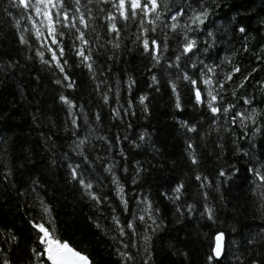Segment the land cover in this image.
I'll list each match as a JSON object with an SVG mask.
<instances>
[{
  "label": "trees",
  "instance_id": "1",
  "mask_svg": "<svg viewBox=\"0 0 264 264\" xmlns=\"http://www.w3.org/2000/svg\"><path fill=\"white\" fill-rule=\"evenodd\" d=\"M54 2L55 37L0 0V264H49L38 224L90 264H264V0Z\"/></svg>",
  "mask_w": 264,
  "mask_h": 264
},
{
  "label": "snow or ice",
  "instance_id": "2",
  "mask_svg": "<svg viewBox=\"0 0 264 264\" xmlns=\"http://www.w3.org/2000/svg\"><path fill=\"white\" fill-rule=\"evenodd\" d=\"M78 2H79V0H77V3ZM125 2H126V0H120V4H119L120 9L125 8ZM60 3L62 5V0H60ZM41 5H43L44 7L42 8ZM48 5H51L52 7L57 6L56 2H54V0H35V4L32 3V0H18V4H17V6H23V8H25V9L32 8L35 11V13L37 14V16L43 15L48 21L47 27L49 29V35H52L53 37H55V23H58L59 20L57 19L56 21H53L52 14L47 10ZM130 5H131L133 16L136 15V9H140L142 12L147 14L149 11L154 12L156 10L157 0H145L143 5L141 3V0H130ZM149 5H151V8H149ZM121 15L124 16L125 19L128 18L125 11H122ZM58 16H59V13L57 14V17ZM172 19L175 20L176 17L173 16ZM64 20L65 21L68 20L67 13H64ZM195 20H200V17L197 16L195 18ZM80 22L85 23L83 16L80 17ZM200 22L202 23L203 21L200 20ZM72 26L75 27V24L73 23ZM173 27H175V25H173ZM113 29H115V25H113ZM241 31H243V29H241ZM39 34H40V30L37 29V35L39 36ZM81 39H83L82 36H81ZM52 42L57 43L55 38H53ZM153 44H155V41H153ZM193 46H194V42H189L185 46V51H191ZM144 47H145V50H147L149 47L147 40L144 41ZM61 54H62V50H61ZM80 54L83 55V52H81ZM53 59H56L55 53L53 54ZM89 67H91V66L89 65ZM61 71H63V69H61ZM209 71H212V69H209ZM236 71H239V69H236ZM227 78L231 79V75H229ZM185 79H190V78L185 76ZM190 82L193 85H196V83H197L195 80H191ZM203 83L206 85H211L212 81H211V79H205L203 81ZM69 86H71V85H69ZM221 87H222V85H221ZM207 94L209 97H211V101H209V105H208L209 108L211 109V111L214 114L220 112L221 111L220 108L213 106V102L216 101L217 97L215 95H213V92L211 90H209ZM61 99H64V98L62 97ZM196 99L198 102H201V92H200L199 88L196 89ZM143 100H144V98H141V102H143ZM245 103H250V101L246 100ZM177 107H179V103H177ZM228 110H229V108L223 109L224 112H227ZM237 115H242V114L238 113ZM246 118H251V117H246ZM73 175L75 176V171L73 172ZM221 175H223V173H221ZM257 175H259L258 172H257ZM260 179L264 180V176H260ZM86 187L90 188L91 185L90 184L86 185ZM177 191H179V189H177ZM45 211H48V210L45 209ZM34 226L38 229L39 232H41L43 234L40 237V243L42 245H44V250L42 253H37L38 256L39 255H46L47 260L50 261L51 264H90L88 257L86 255H83L79 251L72 248L67 242H61L60 239L55 235L54 230L49 231L42 224H38V225H34ZM129 227H131V225H129ZM222 235L223 234H220L216 237L217 243H216V247L214 249V256H216V257H219L221 255V252H222V244H221ZM209 259H212V257H209ZM4 264H8V262L5 260Z\"/></svg>",
  "mask_w": 264,
  "mask_h": 264
},
{
  "label": "rangeland",
  "instance_id": "3",
  "mask_svg": "<svg viewBox=\"0 0 264 264\" xmlns=\"http://www.w3.org/2000/svg\"><path fill=\"white\" fill-rule=\"evenodd\" d=\"M32 3L35 4V0H32ZM130 4V0H126L125 2V6L129 5ZM41 7L43 8L44 6L41 5ZM52 6L51 5H48V11L50 12ZM30 18H32V20H35V27L38 29V28H46L47 30L48 27H47V24H48V21L47 19L43 16V15H40V16H37V14L35 13V11L33 9L30 10Z\"/></svg>",
  "mask_w": 264,
  "mask_h": 264
},
{
  "label": "water",
  "instance_id": "4",
  "mask_svg": "<svg viewBox=\"0 0 264 264\" xmlns=\"http://www.w3.org/2000/svg\"><path fill=\"white\" fill-rule=\"evenodd\" d=\"M43 235V234H42ZM217 237V236H216ZM216 243H217V241H216V238H215V240H214V249H215V247H216ZM221 244H222V252H221V255L219 256V257H216L215 256V258L216 259H219V258H221V256H222V253H223V237H222V241H221ZM45 259L47 260V258H46V255H45ZM48 261V260H47ZM48 263L49 264H51V262L50 261H48Z\"/></svg>",
  "mask_w": 264,
  "mask_h": 264
}]
</instances>
